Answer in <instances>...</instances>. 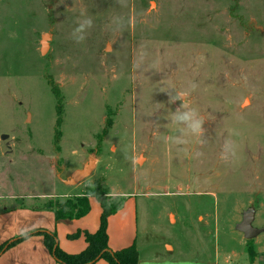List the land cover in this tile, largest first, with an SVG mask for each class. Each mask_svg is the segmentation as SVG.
Masks as SVG:
<instances>
[{
  "label": "rangeland",
  "instance_id": "1",
  "mask_svg": "<svg viewBox=\"0 0 264 264\" xmlns=\"http://www.w3.org/2000/svg\"><path fill=\"white\" fill-rule=\"evenodd\" d=\"M117 16L127 29L115 30ZM177 91L204 117L205 143H172ZM225 138L236 144L227 163ZM90 158L88 178L62 181ZM95 193L110 208L138 194L140 241L162 235L175 258L219 252L224 264L247 251L243 212L264 228V0H0V244L24 232L17 206Z\"/></svg>",
  "mask_w": 264,
  "mask_h": 264
},
{
  "label": "crops",
  "instance_id": "2",
  "mask_svg": "<svg viewBox=\"0 0 264 264\" xmlns=\"http://www.w3.org/2000/svg\"><path fill=\"white\" fill-rule=\"evenodd\" d=\"M138 194L131 193L124 196L120 208L108 218V246L111 250L117 251L135 245L138 250V264H222L220 254L215 258L208 259H186L171 256L174 248L162 235L154 241H140V224L138 212ZM90 210L80 218H66L57 220L52 211L41 208H31L30 206H17L24 209L23 215L26 227L18 228V232H26L31 229H46L55 232L60 248L68 253H79L87 247L85 232L94 233L100 226L101 215L103 212L100 202L93 196L89 198ZM6 210V209H5ZM15 211V210H13ZM18 213V211H17ZM14 213L13 214H17ZM48 214L49 216H47ZM54 214V213H53ZM45 227V228H43ZM27 230V231H28ZM17 232V233H18ZM23 232V233H24ZM79 233V235L74 236ZM243 238L244 234H243ZM11 240V239H10ZM244 240V239H243ZM249 239L248 241H250ZM262 239L253 238L252 245L254 257L251 258L249 250L235 251L232 255L224 258V264H264V254L261 244ZM155 245L156 250L150 245ZM163 246L166 250L160 251L158 247ZM12 252V253H11ZM245 253V255L243 254ZM257 255V256H256ZM0 264H59L47 249L44 238L41 234H34L14 246L7 249L0 255ZM94 264H109L106 260L100 259Z\"/></svg>",
  "mask_w": 264,
  "mask_h": 264
},
{
  "label": "trees",
  "instance_id": "3",
  "mask_svg": "<svg viewBox=\"0 0 264 264\" xmlns=\"http://www.w3.org/2000/svg\"><path fill=\"white\" fill-rule=\"evenodd\" d=\"M50 85L58 102L57 126H61V116L63 115V98L56 84L50 83ZM60 136V132L55 133V142L59 141ZM94 196H96L100 202L103 212L98 230L94 233L85 232L88 245L83 251L79 253H68L60 248L55 232H51L46 229H33L0 244V255L18 242L34 234H41L44 238V243L47 249L59 264H94L100 259L106 260L109 264H138L139 255L135 245L117 251H113L109 248L107 232L108 218L111 214L115 213L119 207H108L104 195L101 193H95ZM44 209L52 211L57 220L66 218L72 219L85 216L90 210V205L87 197H76L75 200L64 202L49 200L46 202ZM77 235H79V233L75 234L74 236ZM248 250L250 257L253 258L255 253L253 248L249 246Z\"/></svg>",
  "mask_w": 264,
  "mask_h": 264
},
{
  "label": "clouds",
  "instance_id": "4",
  "mask_svg": "<svg viewBox=\"0 0 264 264\" xmlns=\"http://www.w3.org/2000/svg\"><path fill=\"white\" fill-rule=\"evenodd\" d=\"M119 3L122 0H118ZM112 23L115 25L116 31L127 29L131 23L124 17H114ZM93 27V20L90 17L78 21L77 27L73 29L72 38L77 42H82L86 37L85 33ZM79 34V35H77ZM143 58V54L141 59ZM196 85L192 84L191 89L195 90ZM188 91H177L175 96H170V102L181 101L180 106L172 114V123L177 126L178 134L172 138V143L177 146H183L190 143V138H195L197 142L203 144L206 141L203 139L205 129L204 117H202L198 109L190 107L187 103ZM202 155V153L198 154ZM236 156V144L230 138H225L220 151V159L225 163L229 162ZM135 162V161H134ZM26 234V233H25Z\"/></svg>",
  "mask_w": 264,
  "mask_h": 264
},
{
  "label": "water",
  "instance_id": "5",
  "mask_svg": "<svg viewBox=\"0 0 264 264\" xmlns=\"http://www.w3.org/2000/svg\"><path fill=\"white\" fill-rule=\"evenodd\" d=\"M50 34L46 33L42 35L41 39V54H47L49 50V39ZM7 138L4 136L3 139ZM96 167V160L94 158H90L82 168L75 169L70 176L66 179H62V181L67 185H76L86 178H88ZM256 210L254 208H250L243 212L242 220L236 224V229L244 234L246 239H253L256 236L264 233L263 227H256L254 225Z\"/></svg>",
  "mask_w": 264,
  "mask_h": 264
}]
</instances>
